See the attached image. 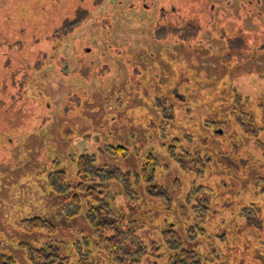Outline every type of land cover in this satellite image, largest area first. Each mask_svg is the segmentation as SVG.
<instances>
[{"label": "rangeland", "instance_id": "1", "mask_svg": "<svg viewBox=\"0 0 264 264\" xmlns=\"http://www.w3.org/2000/svg\"><path fill=\"white\" fill-rule=\"evenodd\" d=\"M82 156L154 171L166 198L86 173L117 211L152 216L134 217L161 257L139 264L187 247L196 264H264V0H0L2 264H132L60 181L82 180ZM35 216L54 229L23 228ZM165 226L181 244L157 240Z\"/></svg>", "mask_w": 264, "mask_h": 264}, {"label": "trees", "instance_id": "2", "mask_svg": "<svg viewBox=\"0 0 264 264\" xmlns=\"http://www.w3.org/2000/svg\"><path fill=\"white\" fill-rule=\"evenodd\" d=\"M94 159L90 156H82L79 159V171L78 174L80 177H82V180L78 182L76 185H68L65 184L66 181V173L64 171L59 172L61 175L60 181L64 183V187H71L76 189H81L85 191V197L87 198V206H88V214L93 217V221L96 224V229L94 230L95 236L92 238V240H105L107 243V248L114 254L115 258L120 259L121 254L125 253L127 256H132L131 261L132 264H139L142 262V260L147 257V255H154L156 258L161 257V246L155 242H150L149 245L144 243L143 240H149L151 235H141V231L144 229L145 224L137 220L134 216L135 214H139L141 217H144V219L151 220L152 216L149 214L142 215L141 211L136 212L133 207L130 206L131 211L126 210L125 208L122 210L117 211L115 206L111 205L110 201L108 200V197H110V189L108 185L104 183H98L93 186H86L85 182L89 181V177L86 175L89 171L92 172L93 179H96V176H102V179H104L103 175H106V179H117L122 181L126 187L127 195L130 199H137L138 193H135V185L139 184V182L143 179L145 184L149 186L148 192H152V190L158 191L156 193H152L153 195H158L161 198H166V194L161 190L160 185L156 184H150L153 180V172H148L145 166L144 171H142L141 174H135L132 175L131 172H115V170H111L107 167L105 168H93L92 161ZM108 170V171H107ZM109 172V173H108ZM151 173V174H150ZM115 175V176H114ZM132 176L134 178V181H132ZM54 188L60 192L63 193V197L65 201L73 199L74 203L79 202L80 196L76 194L75 192L65 193V189L58 187L55 183H53ZM152 187V188H151ZM101 188V189H100ZM108 189V190H104ZM154 191V192H155ZM98 210V215L94 214V210ZM184 213V212H183ZM165 220H168L167 217H165ZM23 228H26L30 230V228H33L34 230H48L52 231L54 229L53 225H51L47 220H45L42 217L35 216L31 218H26L22 220L21 222ZM159 223L162 225V222L159 221ZM166 225L171 224L170 221L166 222ZM198 227L195 226V224H191L190 229H195ZM161 230L160 236L157 240H167L168 242H176L178 244H181V240L183 239V235L180 231L176 230L173 227L166 228ZM185 229V227H183ZM203 230V228L201 229ZM187 240H190L193 238V234L188 232L186 234ZM84 240H89L87 237H83ZM150 240H155L154 238H151ZM149 246V249H148ZM46 248H32L28 247V253L29 257L34 252H40L42 254L45 253ZM132 250H135L137 253V256H133ZM197 250L191 249V248H182L179 251H177L175 254L171 255L168 258L167 264H196V262L200 263L198 261V255ZM197 259V260H196ZM55 259L49 258L48 261L44 262L43 264H49L53 263ZM3 263V260H0V264ZM65 264V263H61ZM153 264H159L158 262H154Z\"/></svg>", "mask_w": 264, "mask_h": 264}]
</instances>
